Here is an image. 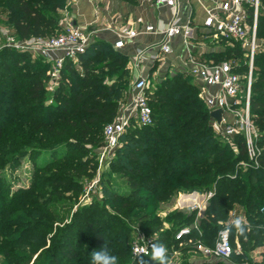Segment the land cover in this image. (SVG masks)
I'll return each instance as SVG.
<instances>
[{"label": "trees", "instance_id": "obj_1", "mask_svg": "<svg viewBox=\"0 0 264 264\" xmlns=\"http://www.w3.org/2000/svg\"><path fill=\"white\" fill-rule=\"evenodd\" d=\"M66 6L67 0H0V12L9 14L11 28L19 39L58 33L56 30L59 26L62 27L61 10ZM247 16L252 21L251 8L248 9ZM257 36L259 40H264V0H261L258 13ZM230 51L235 55L242 52L241 49ZM79 59V65L68 59L65 61L61 70L63 79L53 91L54 103L47 104L43 99L47 93L45 82L48 80L47 70L51 64L42 57L20 52L15 48L0 49V94L11 96L10 101L0 99V102L11 107L19 125L14 132L19 143L13 140L8 143V148L13 144L19 145V148L16 152L0 154V170L3 166L13 169L22 157L67 146L74 139L93 143L97 141L96 136L101 132L102 124L118 116L124 94L130 91L133 84L128 57L112 44L94 40L80 54ZM214 59L220 61L216 56ZM242 60L237 61V57L230 60L237 65L238 72L248 67V57L246 61ZM258 62L263 64L257 65ZM254 63L250 111L258 131L256 143L261 150L258 166L248 158L245 139L241 134L235 135L233 139L237 152L232 157H228V152L234 148L226 139L223 143L220 142L221 147L214 144L212 149H208L215 152L211 159L206 161L201 156V151L211 143L207 138L199 142L197 140L211 130L213 118L210 116V108L200 98L196 84L189 82L190 77L180 72L174 74L168 84L147 87L153 123L146 126L131 123L121 137L124 147L118 154L124 162L116 167L127 175L130 189L127 195L117 194L121 200L126 198L125 201H116L117 211H123L128 216L141 206L140 203H145L144 197L147 202H167L181 191L202 192L214 188L215 194L209 200L204 216L199 219L204 240L212 244L219 229L228 220L229 211L239 206L246 213L250 225H244L243 234L237 232L232 225V237L238 233L243 252L233 254L231 259L242 264H264V257L255 261L251 254L254 249L264 247V212L261 211L264 206V41L263 47L255 55ZM19 93L25 95L17 99L15 104L14 98ZM3 138L5 136L0 126V140ZM54 138L60 140L44 145ZM75 159L76 156L72 161ZM242 161L248 162L246 168L242 167ZM203 162L204 165H198ZM71 166L73 168L67 166L64 169H74L78 176L92 177L88 171L91 166L89 162L86 161L81 166L72 162ZM41 168L39 166L40 171ZM65 180L62 178L59 181L65 183ZM107 189H112L109 183ZM196 214V211L185 214L181 210L171 213L175 217L181 216L179 226L187 221L193 222ZM158 221L157 218L144 219L141 223L142 230L148 233ZM105 224L101 218H89L88 228L94 233L89 242L90 249L82 258L73 244H62L59 240L56 245L66 246L62 249L65 257L62 260L56 257L58 250L53 246L42 264H90L91 253L103 244L108 249L113 248L112 242L105 241L104 236L99 233ZM175 234L176 230L173 232L166 229L154 238L157 244L169 246L171 243L181 242L175 238ZM20 242L22 237L13 235L6 238L0 249L9 254V244ZM182 248L191 250L188 245H182ZM129 251L131 254L129 247L122 246L114 248L110 253L126 259L119 264H144L151 257V254H131L128 257ZM230 260H204L201 264H230Z\"/></svg>", "mask_w": 264, "mask_h": 264}, {"label": "rangeland", "instance_id": "obj_2", "mask_svg": "<svg viewBox=\"0 0 264 264\" xmlns=\"http://www.w3.org/2000/svg\"><path fill=\"white\" fill-rule=\"evenodd\" d=\"M8 16L9 14L0 12V28L3 29V31L0 30V49L5 47L7 41L6 31H9L12 42L19 39L11 28ZM63 27L59 26L56 32H60ZM201 39L205 43V47L213 49L210 56H216L220 60H233L237 57V61L241 59L246 61L243 45L238 41L233 42L232 40L213 37L207 33H204ZM263 41V38H261L262 47ZM230 49H241L242 52L235 55L232 54ZM262 64L263 62L257 63V65ZM255 65L256 63L253 66L254 75ZM51 67L50 65L49 70ZM49 70H47V74ZM177 73L180 72L174 74ZM240 73L242 78H246L248 67L241 70ZM174 74L167 73L166 70H161L160 73L151 71L148 76V86L156 87L164 85V83L168 84ZM49 78L50 75L48 74V80L45 82L47 93H45L43 102L52 104L55 100L53 91L60 85L63 75L61 74L53 89L49 83ZM188 80L189 82L192 81L191 78H188ZM108 81L112 82V80ZM131 91L132 87H130L129 92H125L122 103L129 100ZM23 95L25 94L19 93L16 97L14 96L15 104L17 99H20ZM10 97L0 94L2 100L10 101ZM240 99L244 101L243 96H240ZM14 115L15 113H13L11 107L0 102V126L5 136L0 140V154L16 152L19 148V145L13 144L14 142H12L13 146L8 148L9 140L19 143L14 134L17 126H19ZM111 121L113 120L105 121L102 124V130L96 136L97 141L93 143L74 139L73 143L67 146L55 147L39 155L35 152L31 157L28 155L22 157L13 169L9 166L1 167L0 247L4 245L6 238L13 235L21 236L22 242L9 244L8 248L10 247L11 251L9 254L0 249V264H42L53 246L58 250L55 256L62 260L65 257L62 249L66 246L56 245L59 240V243L62 244H73L75 251L82 258L91 246L89 242L94 232H91L88 228V222L89 218L93 217L101 218L106 223L104 228H100L99 233L104 236L105 241L112 242L113 248L108 249L110 252L114 248L125 246L131 249L132 254L133 244L140 238L158 237L166 229H171L173 232L176 230L177 233L180 228L192 225L195 221L199 222V219L204 216V212L201 216L196 214L193 222L187 221L186 224L179 226L181 216L175 217L171 213L177 210H181L185 214L193 211L188 210L186 205L176 204L180 192L167 202H156L154 200L147 202L146 197H144L145 203H140L141 206L135 208L128 216H125L123 211L116 210L117 202L126 199L121 200L117 194L127 195L130 187L127 175L116 167L119 163L124 162L118 154L119 150L124 147L123 141L121 140L120 145L110 153L105 155L102 153L105 147L104 125ZM207 126L208 124L205 128ZM190 127H192V124H190ZM204 138L209 139L211 143L208 148L201 151V156L208 161L215 155L213 150L209 151L208 149L214 144L221 147L220 142L223 143L225 138L213 124H211V130L206 132L197 142ZM59 140V138H54L44 145H51ZM235 152H237L235 149L229 151L228 157H232ZM74 156H76V159L72 161ZM86 161L91 165L88 168L92 175L91 178L76 175L74 169H64L67 166L73 168L71 166L72 162L81 166ZM204 164L205 162L198 165ZM241 165L246 168L248 162L242 161ZM39 166L42 167L41 171ZM62 178L66 179L65 183H60L59 180ZM107 183L112 186V189H107ZM181 193L189 192L181 191ZM149 218H157L159 221L150 228L148 233H145L142 230L141 223L144 219ZM163 245L167 249L168 264H184L185 262L188 264H201L204 261L201 255L184 250L182 248V245H185L184 242L171 243L169 246L168 244ZM131 254L129 251L128 257ZM251 254L252 259L255 261L263 259L264 247L254 249ZM124 261L126 259L118 257V264L124 263ZM89 263L91 264V256L89 257ZM229 263L242 264L234 258ZM144 264H156V262L150 257Z\"/></svg>", "mask_w": 264, "mask_h": 264}, {"label": "built area", "instance_id": "obj_3", "mask_svg": "<svg viewBox=\"0 0 264 264\" xmlns=\"http://www.w3.org/2000/svg\"><path fill=\"white\" fill-rule=\"evenodd\" d=\"M154 3L173 9L171 20L163 27L154 24H147L142 30L125 27L114 42L115 48L124 47L126 38L136 37L141 32H162L164 40L160 45V52L164 54L171 52V41L177 35H183L188 43L193 28L190 20L181 22L178 14L179 0H154ZM199 3L204 10L203 29L206 33L217 38L236 40L243 45L245 55L248 57V74L246 78H242L241 73L237 70V65L230 60L198 61L194 56H190V68L184 73L196 84L200 98L210 110L223 109L221 123L217 124L213 119V125L219 129L222 136L230 142L235 150H237L233 140L235 135H243L248 158L258 166L261 150L256 143L258 131L251 116L250 98L254 58L261 48V42L257 36L261 0H199ZM249 8L253 10L252 21L247 16ZM5 34L7 36L5 47L42 57L51 64L52 67L48 74L52 89L61 77L65 61L68 59L79 65L80 54L84 53L93 41L90 32L72 23H67L60 32L54 35L31 36L17 39L15 42L11 41L9 31H6ZM143 54L144 51L138 49L136 57L140 58ZM147 87L148 78L145 76H138L133 81L130 113L128 115L123 112L118 114L115 120L107 123L104 127L103 155L110 153L120 145L121 137L131 123L143 126L153 123V112L148 100ZM240 96L244 97V101L240 99ZM214 194V188L202 192H180L176 204L186 205L188 210L196 211L198 216H201ZM261 211L264 212V206L261 207ZM236 218H241L244 225H250L247 215L241 207L232 208L229 211L228 220L219 229L212 244L204 240L203 231L198 221L180 228L175 234V238L188 245L191 248L190 251L201 255L204 260L228 261L233 254L237 255L243 252L238 231L234 237L231 233V227ZM154 243L157 244L154 237H142L135 241L132 247L133 256L151 254V246Z\"/></svg>", "mask_w": 264, "mask_h": 264}, {"label": "crops", "instance_id": "obj_4", "mask_svg": "<svg viewBox=\"0 0 264 264\" xmlns=\"http://www.w3.org/2000/svg\"><path fill=\"white\" fill-rule=\"evenodd\" d=\"M174 10L159 6L154 0H67V6L61 10L62 26L67 23L84 28L92 35V40H103L112 45L119 38L125 27L142 30L147 24L163 27L172 18ZM178 14L181 22L190 20L193 28L188 43L183 35H177L171 41L172 50L164 54L160 45L164 40L162 32H141L136 37L126 38L125 45L117 49L128 57V65L133 81L138 76L148 78L151 71L167 73L187 71L190 68V56L198 61H212L213 49L205 47L201 36L204 10L199 0H179ZM208 34V33H207ZM138 49L144 54L136 57ZM186 74V73H185ZM131 92L129 100L122 103L118 114L130 113Z\"/></svg>", "mask_w": 264, "mask_h": 264}, {"label": "clouds", "instance_id": "obj_5", "mask_svg": "<svg viewBox=\"0 0 264 264\" xmlns=\"http://www.w3.org/2000/svg\"><path fill=\"white\" fill-rule=\"evenodd\" d=\"M236 230L243 234L244 221L241 218H236L233 221ZM151 259L156 264H168L167 249L163 244H152L151 246ZM91 264H118V257L112 255L106 245L91 253Z\"/></svg>", "mask_w": 264, "mask_h": 264}, {"label": "water", "instance_id": "obj_6", "mask_svg": "<svg viewBox=\"0 0 264 264\" xmlns=\"http://www.w3.org/2000/svg\"><path fill=\"white\" fill-rule=\"evenodd\" d=\"M223 109L217 108L210 111V116L213 118L217 124H220L222 121Z\"/></svg>", "mask_w": 264, "mask_h": 264}]
</instances>
